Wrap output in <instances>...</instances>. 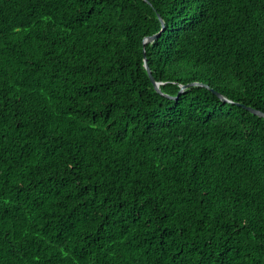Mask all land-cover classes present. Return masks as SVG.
<instances>
[{
  "label": "trees",
  "instance_id": "obj_1",
  "mask_svg": "<svg viewBox=\"0 0 264 264\" xmlns=\"http://www.w3.org/2000/svg\"><path fill=\"white\" fill-rule=\"evenodd\" d=\"M246 107L264 0H0V264H264Z\"/></svg>",
  "mask_w": 264,
  "mask_h": 264
},
{
  "label": "water",
  "instance_id": "obj_2",
  "mask_svg": "<svg viewBox=\"0 0 264 264\" xmlns=\"http://www.w3.org/2000/svg\"><path fill=\"white\" fill-rule=\"evenodd\" d=\"M161 23H162V25H163V21H162V20H161ZM153 38H154V36L147 38V40H151V39H153ZM145 67H146V71H147V73H148V76L150 77V80H151V82L153 83L155 89H156L157 91H159L158 84L155 82V80H154L153 77L151 76V72H150V69H149V67H148V65H147V63H146V59H145ZM192 84H193V83H192ZM184 86H186V85H184ZM184 86H183V87H184ZM183 87H181V89H182ZM246 108H247L248 110H250L252 113L258 114V115H260V116H264V114H263L261 111H259V110H256V109L251 108V107H246Z\"/></svg>",
  "mask_w": 264,
  "mask_h": 264
},
{
  "label": "snow or ice",
  "instance_id": "obj_3",
  "mask_svg": "<svg viewBox=\"0 0 264 264\" xmlns=\"http://www.w3.org/2000/svg\"><path fill=\"white\" fill-rule=\"evenodd\" d=\"M179 2L181 4V8H185L186 10V6L193 5L196 3V0H179Z\"/></svg>",
  "mask_w": 264,
  "mask_h": 264
},
{
  "label": "clouds",
  "instance_id": "obj_4",
  "mask_svg": "<svg viewBox=\"0 0 264 264\" xmlns=\"http://www.w3.org/2000/svg\"><path fill=\"white\" fill-rule=\"evenodd\" d=\"M156 82V81H155ZM157 84H159L158 82H156ZM180 90H181V88H180Z\"/></svg>",
  "mask_w": 264,
  "mask_h": 264
},
{
  "label": "bare ground",
  "instance_id": "obj_5",
  "mask_svg": "<svg viewBox=\"0 0 264 264\" xmlns=\"http://www.w3.org/2000/svg\"><path fill=\"white\" fill-rule=\"evenodd\" d=\"M147 41V39L146 40H144V42H146Z\"/></svg>",
  "mask_w": 264,
  "mask_h": 264
}]
</instances>
